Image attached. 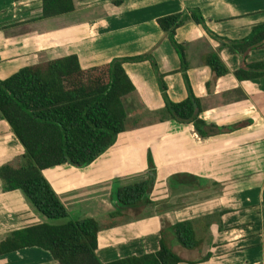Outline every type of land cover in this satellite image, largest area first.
<instances>
[{"label": "crops", "instance_id": "1", "mask_svg": "<svg viewBox=\"0 0 264 264\" xmlns=\"http://www.w3.org/2000/svg\"><path fill=\"white\" fill-rule=\"evenodd\" d=\"M74 5L71 14L42 19L43 0H0L1 80L71 55L88 70L151 54L170 99L180 103L189 96L182 60L160 18L200 8L212 32L234 40L264 23V0H74ZM176 38L187 47L189 82L202 100V118L230 131L203 139L193 125L175 120H138L130 126L134 113L155 114L165 101L151 61L128 62L124 69L136 88L123 99L128 130L91 165L63 164L46 169L44 176L71 219L99 223L97 253L103 263L155 253L165 232L181 264H264V77L238 80L242 57L194 22L179 28ZM211 53L219 54L229 74L215 76L205 62ZM246 59L264 61V48ZM24 155L0 112V167L20 163ZM150 157L156 167L151 204L120 209L115 189L145 181ZM187 221L194 222L201 241L191 251L181 248L171 231ZM44 222L48 219L21 190L5 192L0 179V240ZM0 264L59 263L34 247L1 256Z\"/></svg>", "mask_w": 264, "mask_h": 264}, {"label": "trees", "instance_id": "2", "mask_svg": "<svg viewBox=\"0 0 264 264\" xmlns=\"http://www.w3.org/2000/svg\"><path fill=\"white\" fill-rule=\"evenodd\" d=\"M74 11V0H43L41 18L52 19ZM189 22L202 26L222 47L242 57L244 64L235 73L238 80L251 81L264 77V61L251 64L246 61L249 52L264 48V23L255 26L247 38L232 41L212 32L202 11L193 8L188 13L158 20L182 60L189 96L180 103L170 99L164 75L160 74L151 54L116 59L108 65L88 70L82 69L77 55H71L25 67L6 80L0 79V112L25 148L20 166L6 164L0 167L3 190H21L32 206L48 219V222L13 231L0 240V257L38 247L50 252L59 264L183 262L163 232L157 252L103 263L97 253L99 223L94 219H71L67 207L45 178L44 171L63 164L87 167L111 148L121 133L126 132L128 113L123 99L136 91L124 69V64L128 62H152L165 99V108L155 113L161 122L175 120L193 125L203 139L230 131L202 118V100L194 94L186 74L189 67L186 46L176 41L178 29ZM205 62L217 78L230 73L218 53H211ZM149 163L145 181L115 189L113 198L120 209L151 204L148 196L155 183L156 167L152 157ZM171 231L186 249L194 250L201 245L193 221L179 223Z\"/></svg>", "mask_w": 264, "mask_h": 264}, {"label": "rangeland", "instance_id": "3", "mask_svg": "<svg viewBox=\"0 0 264 264\" xmlns=\"http://www.w3.org/2000/svg\"><path fill=\"white\" fill-rule=\"evenodd\" d=\"M200 9V8H199ZM201 10V9H200ZM202 11V10H201ZM203 14V13H202ZM204 16V15H203ZM208 25V24H207ZM225 38H227V39H229V40H232V41H240V40H234V39H230L229 37H225ZM176 41L178 42V40H177V38H176ZM170 42H171V40H170ZM179 43V42H178ZM171 44H172V46L174 47V45H173V43L171 42ZM179 44H181V43H179ZM187 48V47H186ZM174 49H175V47H174ZM176 50V49H175ZM176 52H178L177 50H176ZM179 54V53H178ZM122 58H126V57H122ZM133 58V57H132ZM152 63V62H151ZM188 70H189V67H188V69H187V71H186V74H187V76H188ZM180 72H182V74H183V76H184V79H185V81H186V78H185V75H184V72H183V65H181V68H180ZM188 79H189V77H188ZM189 81H190V79H189ZM187 83V82H186ZM165 84H166V82H165ZM161 89V88H160ZM164 98V97H163ZM164 101H165V99H164ZM137 111V110H136ZM159 119V116L158 115H156V114H151V113H147V112H143L142 113V111H137V113L135 114H133L132 115V118H130L129 119V124H130V126H135L136 124V122L138 121V120H141V121H144V123H146V122H151V120H158ZM126 128H127V130H128V128H129V125H128V123L126 122ZM20 164H21V160H20V163H18V164H15V165H19L20 166ZM180 247L181 248H183V249H186V248H184V247H182L181 245H180ZM176 250H177V252L179 253V254H181V251L178 249V248H176ZM186 250H189V249H186ZM191 251V250H190ZM182 255H185V254H182ZM181 255V256H182Z\"/></svg>", "mask_w": 264, "mask_h": 264}, {"label": "water", "instance_id": "4", "mask_svg": "<svg viewBox=\"0 0 264 264\" xmlns=\"http://www.w3.org/2000/svg\"><path fill=\"white\" fill-rule=\"evenodd\" d=\"M147 195H149V194H147ZM150 195H151V194H150ZM150 195H149V196H150ZM149 196H148V197H149Z\"/></svg>", "mask_w": 264, "mask_h": 264}]
</instances>
